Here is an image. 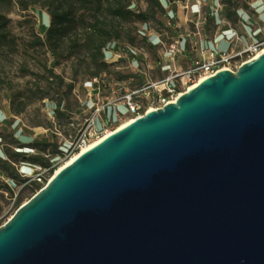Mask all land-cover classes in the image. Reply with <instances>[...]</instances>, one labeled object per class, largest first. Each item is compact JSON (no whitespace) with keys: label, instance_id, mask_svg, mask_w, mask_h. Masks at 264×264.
<instances>
[{"label":"water","instance_id":"obj_1","mask_svg":"<svg viewBox=\"0 0 264 264\" xmlns=\"http://www.w3.org/2000/svg\"><path fill=\"white\" fill-rule=\"evenodd\" d=\"M0 264H264V52L55 172Z\"/></svg>","mask_w":264,"mask_h":264},{"label":"rangeland","instance_id":"obj_2","mask_svg":"<svg viewBox=\"0 0 264 264\" xmlns=\"http://www.w3.org/2000/svg\"><path fill=\"white\" fill-rule=\"evenodd\" d=\"M191 1H179L180 5L187 4L188 6V9L180 11L181 22L176 20L173 24L168 19H161V22H165L163 26L159 22H152L153 29L161 33L160 39L163 43V45H156L158 41L154 37H150L155 49L146 44L143 37L137 36L136 30L134 31L131 26H126V31H132L131 36L134 37L133 42L127 43V46L137 54V59L135 58L133 61L126 55V59H122L118 68L115 69L119 75L113 73L103 75L100 80L95 82L93 80L85 81L80 74L74 88L70 92L67 89L65 91L63 107L72 122L67 125L64 121H57L55 118L54 101L48 99L36 101V98L47 90L45 78L48 75V69H53L68 84L75 71V63L73 60L63 59L56 65V61L52 59L44 46L34 45L36 38L42 39L43 33L50 26L51 18L45 10L37 6L21 11L16 4L13 5L8 14L9 32L13 46L0 51V149L9 148L12 152L15 151L16 146L11 143L12 139L9 136L11 133L15 138L21 139L26 146L33 140L55 137L54 142L59 148L53 150L55 154L51 157V167L55 169L52 174L48 170H41L30 164L18 163L16 165L21 176L27 177L29 181L26 184L12 186L13 195L2 187V184H6L8 180L0 173V227L11 218L20 206L29 201L41 189L40 186L39 190H32V181H36L33 180L36 174L39 173L46 179H51L56 170L72 157L70 155L71 142L78 136L80 130H86L87 120L97 110L99 111L96 115V128L100 129L106 125L108 132L116 130L120 125L133 119L126 112L121 98L128 91L156 82L168 75L164 69L167 60L163 57V52L169 44L179 37L191 40L184 43V46H178L179 52L174 57V66L177 71L186 70L196 59L198 47L194 46V42L209 41L216 33L217 28L219 29L223 24L222 22L220 24L216 22L198 23L197 17L190 13ZM236 1L239 6L243 4L248 6L246 10H242L243 14L250 19V22L246 23V34L259 26L264 27V13L258 18L254 11L259 5H264V0ZM133 2L136 5L134 10H144V0H134ZM219 2L222 3V0ZM206 8L205 6L200 7L201 14L206 13ZM188 10L189 14L187 15ZM218 18L225 20L223 23L238 30L239 34L244 37L242 25L239 23L232 25L220 15ZM134 27L141 29L142 26L136 23ZM125 45L126 43L121 41V47ZM109 52L113 53L114 51L109 50L106 54L105 58L108 63L111 61ZM119 76L122 79L118 80ZM97 86H99V90L95 89ZM13 102L16 109H23L18 116H14L12 113L11 104ZM4 120L12 122V126L5 123ZM36 124L41 126L36 127ZM24 152L28 156L37 153L29 148H25Z\"/></svg>","mask_w":264,"mask_h":264},{"label":"trees","instance_id":"obj_3","mask_svg":"<svg viewBox=\"0 0 264 264\" xmlns=\"http://www.w3.org/2000/svg\"><path fill=\"white\" fill-rule=\"evenodd\" d=\"M133 1L0 0V51L13 46L9 32L8 14L14 4L21 11L37 6L46 11L51 18L50 26L43 33L42 39L36 38L34 45L44 46L52 59L56 61V65L63 59L73 60L75 71L70 83L67 84L61 75L56 74L53 69H48V75L45 78L47 90L41 93L36 101L45 99L54 101V116L57 121H64L66 125L72 124L70 116L63 107L66 89L70 92L74 88L80 74L87 82L97 81L103 75L111 73L119 75L115 69L118 68L122 59H126V55L133 61L135 58L137 59V54L127 46V43L133 42L134 37L131 36L132 31H126V26H131L134 31L136 30L137 36L143 37L142 39L145 40L146 44L155 49L150 38L141 29L137 27L135 29L134 24L149 26L153 33L161 35L158 30L153 29L152 22H159L163 26L165 22H161V19H168L174 24L176 21V4L181 0H165L166 3L170 4L171 8L168 10L171 11L172 15H169L170 11L164 8L161 0H144V10H134L136 5ZM221 5L223 8L220 16L232 25L239 23L240 12L248 8L246 4L239 6L236 0H222ZM206 10L205 14L202 13L204 24L214 22L219 15H215L208 8ZM121 41H124L126 45L121 47ZM109 50L114 51V54L117 53L119 60L108 63L105 56ZM120 79L122 78L119 76L118 80ZM95 89L99 90V86ZM11 109L14 116L20 115L23 111V109H16L14 102L11 104ZM5 123L12 126V122L6 121ZM38 126L41 125L36 124V127ZM9 136L12 139L11 143L16 148L14 152L9 148L0 149V173L8 180L6 184H2V187L13 195L12 186L26 184L29 181L27 177L21 176L16 165L26 163L39 167L41 170H48L52 174L55 169L51 167L50 161L55 154L53 150L58 149L59 146L54 142L55 137L33 140L26 146L21 139L15 138L12 133ZM25 148L37 153L28 156L24 152ZM40 186L36 181H32V190H39Z\"/></svg>","mask_w":264,"mask_h":264},{"label":"built area","instance_id":"obj_4","mask_svg":"<svg viewBox=\"0 0 264 264\" xmlns=\"http://www.w3.org/2000/svg\"><path fill=\"white\" fill-rule=\"evenodd\" d=\"M214 2L212 12L215 15H220L223 7L219 0H214ZM195 4L198 7L195 12L198 23H204L200 12L201 0H195ZM198 23L196 22V25ZM141 30L148 38L154 37L158 41L157 45H163L160 39L161 35L153 33L149 26H142ZM232 32L233 35L229 39V48L226 51L217 48L209 50L203 46L201 41L194 42V46L198 47V57L184 71H177L174 66V57L179 52L178 42L169 44L163 52V57L167 60L164 69L168 72V75L161 80L126 92L121 98L126 112L133 119H136L152 110H158L168 104L175 103L182 93L188 91L191 86L197 85L201 80L212 77L222 70L236 72L243 63L257 58L264 52V27L255 28L249 36L250 42L244 45H242L241 37L237 32ZM109 53L111 54L110 62H114L119 58L117 54ZM106 61L108 60L106 59ZM95 81L93 80V82ZM98 111L87 120L86 130H80L78 136L71 142L70 155H75L84 146L108 133L106 125L100 129L96 128ZM33 180H36L43 188L50 179H46L38 173Z\"/></svg>","mask_w":264,"mask_h":264},{"label":"crops","instance_id":"obj_5","mask_svg":"<svg viewBox=\"0 0 264 264\" xmlns=\"http://www.w3.org/2000/svg\"><path fill=\"white\" fill-rule=\"evenodd\" d=\"M161 3L163 4L164 8L167 11H170V10H168V9L171 8L169 3H166L165 0H161ZM214 5H215L214 0H201L200 7L205 6V7H207L209 9V11L212 12ZM187 7H188L187 4L184 5V6L183 5H180L179 3L176 4V8H175V18H176V20H178L179 22L182 21L181 20V16H180V11L181 10L183 11L184 9H188ZM189 7H190V13H191V15L192 14L195 15V12L197 11V8H198L196 6V4H195V0H192L191 1V5ZM263 8H264V5L262 4L261 6L259 5L258 7H256L254 9L255 15H257L258 18L260 16H262V14L264 13ZM259 11H261V12H259ZM188 14H189V10L187 12V15ZM169 15H172L171 11L169 12ZM223 21H225V20H223V19L220 20L219 18L218 19L215 18V21L214 22H216L217 24H220V22H222L223 26H221L219 29L217 28L216 33L212 36V38L209 41H206V40H198V41H195V42H200L201 41L202 44H203V46L205 48L209 49V50H213V49L217 48L218 50L226 51L229 48V39L233 35V32L232 31H236L237 34L241 37L242 45L247 44L248 42H250L249 36L251 34V31L248 32V34H246V29H245L246 23L247 22H250V19H248V17H246V15L243 14V11L240 12V21H239V24L242 25V27L244 29L243 30L244 31V37L241 34H239L238 30H236L235 28H231L228 24L223 23ZM260 22H261V20H260ZM175 40L176 41H174V40L173 41L174 42H178L179 46H184V43H188V41H191L190 39L187 40V39H184L182 37H179L178 39H175ZM197 57H198V55H197Z\"/></svg>","mask_w":264,"mask_h":264},{"label":"bare ground","instance_id":"obj_6","mask_svg":"<svg viewBox=\"0 0 264 264\" xmlns=\"http://www.w3.org/2000/svg\"><path fill=\"white\" fill-rule=\"evenodd\" d=\"M201 81H203V80H201ZM201 81H200V82H201ZM195 86H196V85H195ZM195 86H191V87L189 88V90L192 89V88L195 87ZM133 120H134V119L125 122L124 124L120 125L116 130H114V131H112V132H108L107 134L103 135V136L100 137L99 139H97V140L91 142L90 144L84 146V147H83L78 153H76L75 155H73V156H72L67 162H65V164H63L59 169H57L56 172H58V170L62 169L63 167L69 165V164H70L71 162H73V161H74V160H75L80 154H82V153L86 152L87 150L91 149L92 147H94L95 145H97L98 143H100L102 140H104L106 137H108L109 135H111L113 132H116V131L120 130L121 128H123V127L127 126L128 124H130Z\"/></svg>","mask_w":264,"mask_h":264}]
</instances>
